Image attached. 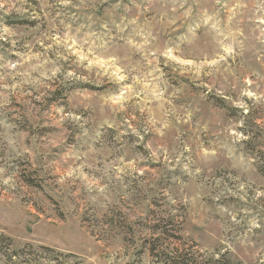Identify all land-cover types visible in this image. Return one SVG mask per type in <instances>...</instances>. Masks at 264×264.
<instances>
[{
  "label": "rangeland",
  "instance_id": "374dc122",
  "mask_svg": "<svg viewBox=\"0 0 264 264\" xmlns=\"http://www.w3.org/2000/svg\"><path fill=\"white\" fill-rule=\"evenodd\" d=\"M163 250L264 264V0H0V264Z\"/></svg>",
  "mask_w": 264,
  "mask_h": 264
},
{
  "label": "trees",
  "instance_id": "16d2710c",
  "mask_svg": "<svg viewBox=\"0 0 264 264\" xmlns=\"http://www.w3.org/2000/svg\"><path fill=\"white\" fill-rule=\"evenodd\" d=\"M6 240L10 241L9 238H6ZM159 240L157 239L155 242H154V246L156 244V242H158ZM11 242V241H10ZM42 250H46V251H50L48 249H45L43 248ZM155 251V247L154 248H151V255L154 256V254H152V252ZM25 253V250H20V251H13L11 252L10 254H8V259L11 261L13 259V257H16L17 255H23ZM161 255L163 256V259L165 261V263H168V264H189V260H191L190 258H187V256L185 255H182L180 254L178 256V253L175 254L174 256L169 253V252H165L164 250L161 252ZM221 261L219 260H213V263L211 262V264H220ZM223 264H231L228 260H225L223 262Z\"/></svg>",
  "mask_w": 264,
  "mask_h": 264
}]
</instances>
